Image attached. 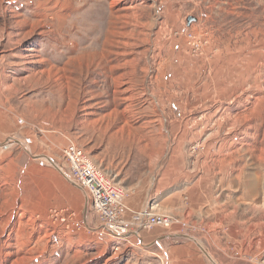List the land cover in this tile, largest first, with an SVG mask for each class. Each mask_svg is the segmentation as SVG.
Returning <instances> with one entry per match:
<instances>
[{"label": "rangeland", "instance_id": "374dc122", "mask_svg": "<svg viewBox=\"0 0 264 264\" xmlns=\"http://www.w3.org/2000/svg\"><path fill=\"white\" fill-rule=\"evenodd\" d=\"M12 138L32 143L0 147V264L146 263L145 243L90 231L68 139L126 200L149 193L173 218L150 232L189 235L217 264H264L251 250L264 247V0H0V143ZM179 190L185 212L171 216L162 202ZM39 194L47 207L29 208ZM54 208L82 230L50 223ZM217 220L257 225L253 243L192 223Z\"/></svg>", "mask_w": 264, "mask_h": 264}, {"label": "built area", "instance_id": "2783aa9c", "mask_svg": "<svg viewBox=\"0 0 264 264\" xmlns=\"http://www.w3.org/2000/svg\"><path fill=\"white\" fill-rule=\"evenodd\" d=\"M23 122L20 121L21 124ZM64 156L75 183L81 185L91 202L92 212L98 225L90 231L98 238L110 237L122 240L121 237L131 233L140 234L155 227L169 229L173 226V218L168 215L153 214L149 209L141 211L131 209L126 201L130 193L123 191L104 177L84 152L72 142H69L64 150ZM75 215L70 209L58 208L51 209L48 213L49 221L54 226L66 231L74 228L80 232L83 227L81 223L73 221ZM183 225L188 227L187 224Z\"/></svg>", "mask_w": 264, "mask_h": 264}, {"label": "crops", "instance_id": "0c3cea01", "mask_svg": "<svg viewBox=\"0 0 264 264\" xmlns=\"http://www.w3.org/2000/svg\"><path fill=\"white\" fill-rule=\"evenodd\" d=\"M37 161H39L38 163H40V161L42 162V164H39L40 167L46 168L48 166L50 170H53V167L46 164V162H43L42 160H37ZM50 170H46V171L49 172ZM48 172H46L47 178H49V181L50 179L53 180V178L49 177ZM53 181L56 182L55 180ZM172 184L173 183H171V185ZM48 185H51V184L48 183ZM41 198L43 197H41V194H39L38 198H35V199L32 198L31 201L27 200L26 203H28L29 208H30V205L32 204V206H34L37 209H43L44 207H47L46 206L47 204H45V200ZM149 198H150L149 193H144V192L136 190L135 194L133 196H130L129 199L126 201L128 205L131 207V209L135 211H141L143 209H150L152 212L153 211L157 212V210L149 206L150 204ZM162 204L163 206L161 210L167 211L168 214L171 216H172V213L176 215L184 214L185 203L183 200V190H179L175 193L171 192L170 196H167L164 198V201L162 202ZM236 221L237 220H217V221H199V222H192V223L196 225H199V224L205 225L209 228L214 227V229L217 230L226 225L233 226L236 223ZM256 227L257 225L254 224V225H250L249 227L245 226L243 227L244 229H241V230L239 229L235 230L233 226V229L231 232L233 233L235 232L233 235H235L236 233L240 234V232L241 234H244L245 232L248 233V235H251V237L248 236L247 238L243 240L250 241L248 239L250 237L251 239L250 245H251L253 243L252 241H253V236H254V235L252 236V234L256 230ZM138 235L142 237V239L135 237V236L128 237L129 238L127 239L128 241L125 239L127 241V244H126L127 248H129V246L135 247V244L132 243V240H134L133 242H136V243L138 242L141 248H144L143 247L144 245L142 244L145 243V247H146L145 249H147V251L146 252H144L143 250L141 251L140 253L141 257H140V260L138 259V262L143 261L144 263L146 261V263L144 264H153L155 260H159L161 258L160 255H164L166 256L165 259H166L167 264H208L207 261L204 259V257L201 254H197V252L194 250L191 244L189 242H186V240L177 241L176 239H174L175 241L174 243H172L171 241L172 239H164L158 242L162 237H160V235H157V233H152L150 231H147V232L144 231L143 233H140ZM236 236L238 235H235V237ZM210 241H209V245L205 247L213 257H216V254L214 253L217 252L218 249L222 250L223 247H220L221 243H218V241L214 239ZM154 247L155 249H153ZM251 250L255 252L254 254H260L259 256L264 255V247H259L258 245H256L252 247ZM149 255L150 256L153 255V257L152 256L150 257ZM252 264H254L253 261H252Z\"/></svg>", "mask_w": 264, "mask_h": 264}, {"label": "water", "instance_id": "95a60500", "mask_svg": "<svg viewBox=\"0 0 264 264\" xmlns=\"http://www.w3.org/2000/svg\"><path fill=\"white\" fill-rule=\"evenodd\" d=\"M196 19L193 17V18H189V20H188V25H191L192 23H193V21H195ZM20 142V141H19ZM18 142V140L17 141H15V143H19ZM0 146H2V147H4V148H8L7 147V145H1L0 144ZM27 153H29L28 151H27ZM34 159L35 158H40V157H33ZM51 163L53 164V165H55V163H53L52 161H51ZM57 166V165H56ZM88 206H89V203H87V206H86V209H85V212H84V220H86V221H88L87 220V215H88ZM131 236H135V237H138V238H140V239H142V237H140L138 234H135V233H131V234H128V235H125V236H123V237H131ZM175 238H178V239H181V238H183V239H187V240H190V241H192V242H194L195 244H196V246L198 247V249H200L201 250V252L203 253V254H205L206 255V257L208 258V260L211 262V264H217L214 260H213V258L206 252V250L204 249V247L200 244V242H198L195 238H193V237H191V236H189V235H186V234H180V235H166V236H162V238L158 241V242H160V241H162V240H164V239H175Z\"/></svg>", "mask_w": 264, "mask_h": 264}, {"label": "bare ground", "instance_id": "6f19581e", "mask_svg": "<svg viewBox=\"0 0 264 264\" xmlns=\"http://www.w3.org/2000/svg\"><path fill=\"white\" fill-rule=\"evenodd\" d=\"M15 141H17L16 139H11V140H7L5 143H0L1 145L3 144V145H7V147L9 146V147H11L12 145H13V143H15ZM19 142V141H18ZM68 142H72L71 140H69L68 139ZM20 143V142H19ZM31 143H32V141H31ZM73 143V142H72ZM25 144V146L22 144V143H20V145H22V147L23 148H25V150L26 151H28V152H31V148H30V145L31 144H26V143H24ZM69 144V143H68ZM74 144V143H73ZM75 145V144H74ZM76 146V145H75ZM0 147H2V146H0ZM2 148H4V147H2ZM65 150V149H64ZM64 150H63V152H64ZM32 157H34V156H32ZM40 158H35L36 160H41V159H43V158H47V157H41V156H39ZM63 157H64V159H65V156L63 155ZM49 163H51V161L53 162V160H51V159H49V158H47L46 159ZM66 161V160H65ZM54 163V162H53ZM51 165L52 166H54L55 168H58L59 169V166H56V165H53L52 163H51ZM66 165H67V163H66ZM69 165V164H68ZM68 168V172L70 173L71 171H70V169H69V166H67ZM59 171L60 172H62V170H60L59 169ZM63 173V172H62ZM66 178L68 179V182H70L71 183V181H72V183L75 185V186H77L79 189H81V191L82 192H84L85 194H86V196H87V193H86V191L81 187V185H79V184H77V183H75L76 181L74 180V178L71 176V174H68V173H66ZM88 198V197H87ZM88 202H89V199H88ZM90 203V202H89ZM130 207V206H129ZM88 208H89V206H88ZM152 209V208H151ZM145 210V209H144ZM150 210V209H149ZM151 211V210H150ZM152 212V211H151ZM153 214H155L154 212H152ZM73 221H75V223H81L80 225H81V227H82V222L81 221H79L75 216H74V219H73ZM85 222L88 224V221H86L85 220ZM84 226V225H83ZM87 227V226H86ZM91 227V226H90ZM120 239H122L123 241H125V239L126 238H124V237H121Z\"/></svg>", "mask_w": 264, "mask_h": 264}]
</instances>
